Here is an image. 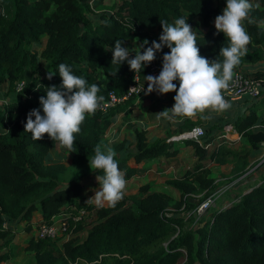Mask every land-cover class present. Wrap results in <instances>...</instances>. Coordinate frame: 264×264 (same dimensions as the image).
I'll return each mask as SVG.
<instances>
[{"label": "trees", "instance_id": "16d2710c", "mask_svg": "<svg viewBox=\"0 0 264 264\" xmlns=\"http://www.w3.org/2000/svg\"><path fill=\"white\" fill-rule=\"evenodd\" d=\"M102 1L0 0V264L13 255L12 233L19 223L25 222L29 229L35 222L33 212L40 213V220L49 221L54 214L76 212L81 207L85 209L81 218L70 221L61 235L26 240L23 248L32 253L31 264H264V161L254 168L259 171H254L253 180L235 187L228 202L217 199L199 217L193 212L199 201L218 189L210 162H232L234 169L240 166L234 177H240L260 161L248 159L245 143L240 142L245 147L238 149L216 137V130L228 124L253 148H263L264 131L254 132L251 126L264 123V118L253 106L232 119L226 114L225 119L219 116L207 125L200 119L184 118L177 133L167 130L150 140L146 130L136 126L133 142L125 148L123 140L108 141L103 136L113 116L133 105V96L107 111L86 114L81 131L74 134L70 164L60 161L67 149L47 134L34 141L24 131L30 110L40 108L43 115L39 98L46 96L45 88L61 84V63L85 78L88 85H98V96L111 89H125L133 71L127 62L112 65L110 50L121 40L132 51L129 58L134 57L145 40V48L154 40L159 42L160 21L174 23L177 18H187L197 35L200 55L210 61L218 57L221 47L228 46L223 33L214 35L215 18L222 14L226 0H119L110 9L96 12L94 8L101 7ZM249 2L253 8L242 21L250 36L248 54L234 70L259 76L264 70L248 72L243 66L264 60V26L259 24L264 0ZM43 35L41 50L32 51V44H40ZM169 51L165 47L154 61L162 66L163 54ZM48 70L56 73L51 80L46 78ZM20 81L23 86L19 89ZM174 83L178 88L179 81ZM175 95L168 94L171 104ZM194 125L204 128L201 140L213 147L207 149L193 138L182 139L193 148V163L160 184H140L136 198L124 195L115 207L87 202L89 195H81V176L67 178L72 166L86 163L100 144L112 147L116 154L122 151L114 159L128 179L141 161L173 157L178 147L167 138ZM56 147L62 152L51 161V150ZM95 171L97 186L96 176L103 172ZM181 257L184 260L180 261Z\"/></svg>", "mask_w": 264, "mask_h": 264}, {"label": "clouds", "instance_id": "9594fccd", "mask_svg": "<svg viewBox=\"0 0 264 264\" xmlns=\"http://www.w3.org/2000/svg\"><path fill=\"white\" fill-rule=\"evenodd\" d=\"M252 8L249 0H226L222 14L216 16L214 35L223 33L228 41V46L221 47L219 51L218 57H222V60L217 57L210 61L200 55L197 35L187 23V18L181 17L175 19L174 23L160 21L162 32L159 42L154 40L151 46L145 48L148 44L145 40L140 44V50L135 52L134 58H129L132 51L123 46L124 42L116 40L110 50L111 64L127 62L130 70L137 74L167 47L170 51L163 54L159 75L144 76L147 82L145 95L153 92L161 95L176 93L173 106L156 113L157 118H192L208 109L222 112L230 107L222 90L228 87L233 78V70L241 63V58L248 54L250 36L242 21L249 17ZM141 48H144L142 53ZM54 75L55 72L48 70L46 78L51 80ZM58 75L62 79L61 84L48 86L45 88L46 96L39 98L43 115L40 108L30 110L24 131L30 133L34 141L44 139L47 134L49 139L58 142L60 147L71 153L74 152V134L81 131L86 114H94L102 108L104 96L97 95L100 90L98 85H88L85 78L74 75L72 68L65 63L59 64ZM174 81H179L178 88ZM203 118L210 119V116ZM115 156L112 148H102L100 144L95 146L94 156L88 159L89 167L93 171L102 170L103 175L96 176L99 188L87 202H94L98 207H115L123 199L126 180Z\"/></svg>", "mask_w": 264, "mask_h": 264}, {"label": "crops", "instance_id": "0c3cea01", "mask_svg": "<svg viewBox=\"0 0 264 264\" xmlns=\"http://www.w3.org/2000/svg\"><path fill=\"white\" fill-rule=\"evenodd\" d=\"M263 61H261V62H263ZM261 62L257 63V64H245L243 66V69L247 70L248 72H252V71H255L258 69L264 70V69H262L264 64ZM147 97L148 96H146L145 98H147ZM228 103L230 104V107L228 109L222 111V112H214L211 109H208L205 111V113H203V114L198 113L195 117H192L189 119H191V120L200 119L204 125H207L212 120L218 118L219 116L223 117L224 119L226 117H231V119H232L237 113H239V112L242 113L248 106H253L254 108H256L258 113L263 115V118H264V91L262 92V94L260 96H258L256 98H245V100H243V101H239V102L229 101ZM164 106H167V104H164ZM137 108L138 107L135 106L134 108H132V111L130 110L131 112L128 111V109H124V110L117 112L113 116L112 121L109 125V127L112 128V130L110 131V137L105 138V136H103L104 139H106L108 141H114L116 139H117V141L122 140L123 133L120 134V132H122V130L124 129L123 118H127L128 113H130L131 115H135L136 119L139 118V121H136V123H134L133 125L131 124L132 127H130L128 130L130 132H132V129L134 127H136V126L142 127L146 130V136L149 140L153 139L155 137L163 136L167 130L171 131L170 134L177 133L176 129L180 128V125L184 119V118L183 119L177 118L176 120H167V119H163V118H160V119L157 118V122H155L154 120H151L152 116H149V114L147 112L143 113V110L145 108V104L141 108H139V110H137ZM226 114L228 116H226ZM121 115H122V117H121ZM204 116H210V119H204L203 118ZM224 116H226V117H224ZM185 118H187V117H185ZM109 127L106 130V132L109 130ZM159 129H161V130H159ZM183 129H185V128H183ZM251 129L254 132L264 131V123H261V122L255 123L254 125L251 126ZM152 130H154V131H152ZM162 132H164V134ZM228 134L231 137L229 139H226V140L230 144H234L236 142L245 143V145L249 149L248 159L250 161H253V160H255L258 157L263 155L264 147L263 148H253L251 146L250 142L247 139H242V137L239 133H237L231 129L230 125H229V133ZM218 135H219V132H218V130H216V137ZM119 136H121V137L118 139ZM170 136H173V135H170ZM126 137L128 138V140H127V143L126 142L124 143L125 148L129 147L127 145L130 141H131V143L133 142V133L131 134V136H128V134H127ZM174 146L178 147V151L173 157L172 156H158V157L152 158L148 161L139 162L138 166H137V171L132 175V177L130 176L128 178L130 180L128 183H126V186H125V189H124L125 195H127L130 198H136L137 197L136 190L140 184H142V183H149L152 185L160 184L165 178H167V177H162V178L160 177L161 179L156 178L155 180L151 181L148 178H146L148 171H151L153 169L159 170L160 172H164L165 169L183 170V169H186L187 167H189L193 163V161L196 159V156L194 155L193 148L190 145H184L183 142L180 141L177 144L174 143ZM121 153H122V151L117 152L116 156L119 157ZM212 163H215V162H210L208 164V166L210 167V164H212ZM215 164H217V163H215ZM144 169H146L147 172ZM210 169H211V167H210ZM212 175H213V173H212ZM172 176H174V175H172ZM133 177H135V179L137 178V180H135V182H132L134 180L131 181V178H133ZM168 177H170V176H168ZM252 178L254 179L255 175H253ZM95 189H97V188H95ZM32 220L35 222L32 224V226L29 229L25 228V222L19 223L18 230L20 229L21 232L27 236V238L24 237L25 240L23 241V243L20 244V243L16 242V238H15L14 233L17 230L14 231V233H12V235H13V243H12L13 255L11 256V258L16 256L21 250H25L23 248V246H24L26 240L30 236H33L35 224L38 223L39 221H41L40 220V213L38 211L33 212ZM20 226H22V227L20 228ZM30 254H32V253L30 252ZM10 259H8V260H10ZM7 261H6V264H9ZM15 263L19 264L18 262H15ZM11 264H14V263H11Z\"/></svg>", "mask_w": 264, "mask_h": 264}, {"label": "rangeland", "instance_id": "374dc122", "mask_svg": "<svg viewBox=\"0 0 264 264\" xmlns=\"http://www.w3.org/2000/svg\"><path fill=\"white\" fill-rule=\"evenodd\" d=\"M118 1L119 0H103L102 1V6L101 7H96L94 9H96L95 10L96 12H98L100 10L102 11L104 9H110ZM259 24L264 26V17L259 20ZM44 41H45V35H43L41 37L40 44H35V43L32 44L31 50L35 51V52L40 51L41 48L44 45ZM261 63L264 64V61L261 62ZM41 64L43 66H45V62H42ZM262 69H264V66L262 67ZM168 94L169 93L161 95V94H158L156 92H153V93L148 94V95H142L141 97H135L134 103H133V105H131L128 108V111H130V110L132 111V108H134L135 106H137L138 107L137 110H139V108H141L145 104V108L143 110V113L147 112L149 114V116H152L151 120H154L155 122H157L156 113H159V112H161V111H163L165 109H170L173 106V104H171L168 101V99H167ZM146 96H148V97L145 98ZM164 104H167V106H164ZM121 117H122V115H121ZM136 121H139V118L136 119L135 115H131L130 113L127 114V118H123L124 129L122 130V132H120V134L123 133V138H122L123 142L127 143V140H128V138L126 137L127 134H128V136H131V134H132V132H130L128 129L130 127H132V125L134 123H136ZM111 130H112V128L109 127V130L104 135L105 138H109L110 137V131ZM159 130H161V129H159ZM152 131H154V130H152ZM218 132H219V134L220 133L222 134V132H225L227 134V136H225L226 138H224V139H229L231 137L228 134L229 133V125L228 124L224 125L223 130L218 129ZM162 133L164 134V132H162ZM174 136L176 137V135H174ZM120 137L121 136H119L118 139ZM169 137H170V139L172 141V145H174V143L177 144V143H179L181 141L178 138H174V137L171 138V136H169ZM114 141H117V139L114 140ZM130 143H131V141L129 142V144ZM227 144H230V143L227 142ZM232 145H234L238 149H240V148L243 149V147H245L244 145H242L241 143H238V142H236V143H234ZM110 148H112V147H110ZM60 152H62V150L58 149V147H56V149H52L51 150V161H54L55 160V154L58 155ZM71 155L72 154L68 153V150H66L64 157H62L60 159V161L64 162L65 164H70L71 163ZM257 159H260V161L257 162L254 166L249 167V169L246 170V174H245V176L243 178H239V176H235L234 177L235 173L239 170L240 166H239V168L234 169L232 162H227V163H224V164H220V163H217V164L212 163V164H210L211 172L213 173L214 177L216 178L217 186H218V189L216 191H214L215 193H218V196L215 198L213 203H211V205H213L217 199H219L221 202H224V203L228 202L229 201L228 196H230V194L233 195L235 193V187L238 184H240L241 182H244V181L253 180L252 176L254 175V171H255L254 168L259 163H262L264 161V153H263L262 156L258 157ZM144 170L147 172L146 169H144ZM179 170L180 169H165L164 172H160L159 170L153 169L151 171H148V174H147L146 178H148L149 180L153 181L156 178L158 179L160 177L162 178V177H168V176L176 175L179 172ZM92 171L93 170L90 169L89 162L87 161L86 163H83L81 165L72 166V169L67 174V178H69V179L81 176V179H80V182L82 184L81 195H83V196L90 195L92 192L96 191L99 188V185H97V186L95 185V180H94L95 178L93 177L94 175L92 174ZM256 171H259V169H256ZM129 180L130 179H126V183H128ZM132 180H134V181H132ZM135 180H137V178L136 179H135V177L131 178L132 182H135ZM95 188H97V189H95ZM201 215H199V216H201ZM21 227L22 226H20V228ZM14 235H15V238H16V242L20 243V244L23 243L25 238H27V236L24 233H22L20 229L17 230L14 233ZM32 259H33V256H32V254H30L29 251L21 250L16 256L11 258L7 262L9 264L15 263V262H18L19 264H31L32 263ZM182 260H184V257L180 258V261H182Z\"/></svg>", "mask_w": 264, "mask_h": 264}, {"label": "built area", "instance_id": "2783aa9c", "mask_svg": "<svg viewBox=\"0 0 264 264\" xmlns=\"http://www.w3.org/2000/svg\"><path fill=\"white\" fill-rule=\"evenodd\" d=\"M134 58V57H132ZM162 66L157 62L153 61L148 65L147 70L144 74L135 73L133 71L132 80L127 84L126 88L122 91H115L113 89L109 90L104 96L103 106L98 109L101 111H107L109 108L116 106L117 104L124 102L130 97H140L145 94L147 89V82L145 77L147 75L158 76ZM23 81H20L17 84V88H22ZM134 88V89H132ZM144 89V90H142ZM264 91V73L259 76H252L250 74H245L241 69L233 70V78L229 81V85L226 89L222 90V95L224 99L229 101H238L243 98H256L262 94ZM204 135V128L201 125H194L190 128L185 129L183 132L176 135H173L171 138H178L179 140L193 138L198 140L199 143H203L201 138ZM227 134L223 132L217 136L218 140H226ZM223 137V138H222ZM170 137L167 138V141H170ZM204 147L211 149L213 146L211 143H203ZM244 175H241L239 178H243ZM95 191L89 195L93 197ZM218 196V193H211L201 201H199L196 207L193 209L194 215L197 217L201 215L210 205L213 203L215 198ZM85 212V209L81 207L76 212H62L54 214L51 216L49 221L41 220L34 227L33 236L37 238H55L56 236L64 233L70 221H76L81 218L82 214Z\"/></svg>", "mask_w": 264, "mask_h": 264}]
</instances>
